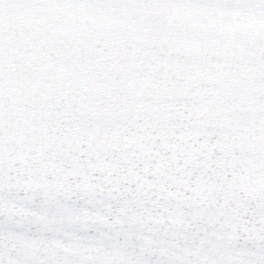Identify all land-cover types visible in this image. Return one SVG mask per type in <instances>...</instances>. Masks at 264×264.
<instances>
[{
    "label": "snow or ice",
    "instance_id": "snow-or-ice-1",
    "mask_svg": "<svg viewBox=\"0 0 264 264\" xmlns=\"http://www.w3.org/2000/svg\"><path fill=\"white\" fill-rule=\"evenodd\" d=\"M0 264H264V0H0Z\"/></svg>",
    "mask_w": 264,
    "mask_h": 264
}]
</instances>
